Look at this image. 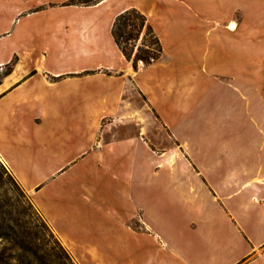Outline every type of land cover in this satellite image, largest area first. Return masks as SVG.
Instances as JSON below:
<instances>
[{
  "label": "crops",
  "instance_id": "0c3cea01",
  "mask_svg": "<svg viewBox=\"0 0 264 264\" xmlns=\"http://www.w3.org/2000/svg\"><path fill=\"white\" fill-rule=\"evenodd\" d=\"M69 1L0 0V160L75 264H264V0Z\"/></svg>",
  "mask_w": 264,
  "mask_h": 264
},
{
  "label": "rangeland",
  "instance_id": "374dc122",
  "mask_svg": "<svg viewBox=\"0 0 264 264\" xmlns=\"http://www.w3.org/2000/svg\"><path fill=\"white\" fill-rule=\"evenodd\" d=\"M9 172L6 165L0 160V221L3 222V230L6 233L12 234L14 230L19 231L27 240L29 239L30 246H28V250L23 251L24 254L22 253L19 260L9 255L13 252V249L9 248L10 242L1 241L0 250H3V255L0 264H75L72 256L52 232L34 204L35 201L39 205L47 207L52 203L49 185L46 188L41 187L32 196L33 194L27 192ZM36 178L39 177L30 176V180L33 182ZM61 183L59 176H56L52 181L54 188L60 186ZM28 186H31V181ZM17 253L15 252V254Z\"/></svg>",
  "mask_w": 264,
  "mask_h": 264
},
{
  "label": "trees",
  "instance_id": "16d2710c",
  "mask_svg": "<svg viewBox=\"0 0 264 264\" xmlns=\"http://www.w3.org/2000/svg\"><path fill=\"white\" fill-rule=\"evenodd\" d=\"M97 0H70L68 3L90 4ZM111 34L114 42L121 50L127 60H131L134 68L137 67V61L142 60L144 65L155 61L161 55V44L158 36L149 23L147 16L135 7L127 8L118 13L111 27ZM11 175V173L9 172ZM19 224V223H18ZM10 242L9 248L13 252L9 255L20 260L24 250H28L29 239L19 231L12 234L3 230V222L0 221V242ZM6 248V246H5ZM21 253H20V252ZM15 252H18L15 254ZM23 253V254H22ZM3 250H0V261L2 260Z\"/></svg>",
  "mask_w": 264,
  "mask_h": 264
},
{
  "label": "built area",
  "instance_id": "2783aa9c",
  "mask_svg": "<svg viewBox=\"0 0 264 264\" xmlns=\"http://www.w3.org/2000/svg\"><path fill=\"white\" fill-rule=\"evenodd\" d=\"M137 63H138V65H144L142 60H140V59L137 61Z\"/></svg>",
  "mask_w": 264,
  "mask_h": 264
}]
</instances>
